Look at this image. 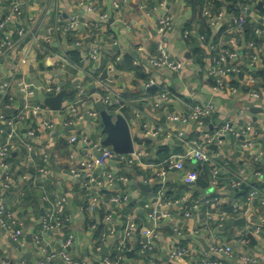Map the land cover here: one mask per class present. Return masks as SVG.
<instances>
[{"label": "crops", "instance_id": "1", "mask_svg": "<svg viewBox=\"0 0 264 264\" xmlns=\"http://www.w3.org/2000/svg\"><path fill=\"white\" fill-rule=\"evenodd\" d=\"M14 1L20 2L23 15L12 28H8L12 46L0 62V97L3 96L2 102L8 101L4 106L13 108L12 114H16L25 104L41 103L26 95L20 88L23 82H62L66 95L60 110H52L44 104L38 115L28 111L21 121L15 122L17 136L12 139L8 138L11 126L7 125V120L11 117L7 115L10 113L3 112L4 117H0V143L12 144L10 154L4 159L9 178L5 177L0 162V203L13 211L23 232V237L17 241L0 228V264H37L42 253L33 241L36 234H41L43 242L57 254L67 235L73 234L69 253L75 259L86 260L87 264H102V257L111 256L118 247L123 250L124 246L127 250L136 246L137 249L134 256L123 257L122 264H249L241 259L242 253L256 257L257 264H264V204L261 202L264 188V101L252 99L248 93L250 78L255 79V89L264 91V0H237L239 13L247 17L245 28L250 29L247 33H238L234 29L239 14L221 7L219 10L225 13L222 23L227 26L228 36L209 44L204 42L202 31L209 27L215 33L217 26L222 24L214 22L215 12L211 11L216 0H0V18L10 10ZM219 1L225 5V0ZM87 6H93L94 10H88ZM100 13H106L108 17L100 21L96 35L91 36L92 24L99 21ZM162 14L171 17L172 26L161 36L157 27ZM72 15L77 16L79 24L70 31L71 43L65 35L69 31L63 26ZM29 19L34 27L33 34L20 40L17 28L28 25ZM186 31L190 34L184 37ZM222 41L240 54V72L231 81L235 93L229 89L212 90L213 82L208 73L211 68L210 46ZM159 42L172 59L182 62L181 70H157L149 65ZM74 45L80 49L81 58L90 48H97L99 57L93 65L100 71L92 83L96 87L102 86L106 92H76L74 98L68 97V83L80 82L81 73L78 68L73 71L62 67L61 60ZM198 47L204 49V56L196 54ZM251 54H257L259 59L252 62ZM127 57L132 58V68H126ZM21 58L26 62L13 72L11 61ZM111 66H115L114 71ZM105 69L108 76L100 80ZM5 83L8 86L3 88ZM148 83L156 85V89H148ZM160 91H169L170 98L156 106L155 95ZM103 95L110 97V104H105L107 108L127 118L134 151L142 153L133 164L116 163L113 166L117 173L131 176L120 186L119 193L127 194V200L134 203L132 211L126 202L119 206L108 201L101 192L105 186L90 182L83 173L76 177L70 173L73 168L80 169V162L91 154L98 155L92 146L101 144L105 135L101 133L99 115L94 118L87 111H97L96 102ZM193 104H212L214 107V113L205 119L201 129L187 119ZM71 105H76L83 114L81 120H74L69 112ZM253 106L260 109L254 112L251 110ZM132 114L135 118H131ZM170 115L176 118L170 119ZM44 121L52 122L53 127H44ZM225 123L229 124L230 130L207 145L210 163L184 159L183 169L165 168L168 158L180 155L192 140L204 133L214 134ZM159 128L161 131L153 135ZM32 129L35 134L29 136L28 130ZM179 133H182L180 137ZM72 135L77 136L75 142H70ZM81 135L87 140H82ZM245 140H250L252 145L245 146ZM212 145L216 147L211 148ZM162 148L166 152L160 151ZM41 168L46 172H40ZM213 169H217L215 182H212ZM94 171L100 177L99 169ZM189 171L197 174L194 183L183 180ZM146 179L150 181L146 182ZM130 180L147 183L151 190L142 191L136 184H130ZM234 181L245 183L244 192L247 194L241 193L240 187H232ZM252 187L257 191L248 199ZM159 189L164 190L171 217L160 220L157 235L151 239V249L141 254L140 233H133L123 242V226L131 218L139 231L151 227L143 205L153 200ZM44 194L51 198H66L67 222L43 235ZM203 196H219L218 205H238V214L222 223L217 215L208 220L206 210L214 214L221 210L213 205L184 217L183 211L191 201ZM93 197L97 198V204L91 210L88 205ZM109 214L111 220L105 223L104 218ZM240 218H244L245 223L224 227L227 220ZM100 224L104 226L103 232L108 234L103 246L106 254L94 249V230ZM176 228L182 232L179 234ZM242 240L247 243H241ZM213 242L232 245L234 254H211L209 246ZM171 247L186 249L181 261L169 258ZM56 264L66 263L57 256Z\"/></svg>", "mask_w": 264, "mask_h": 264}, {"label": "built area", "instance_id": "2", "mask_svg": "<svg viewBox=\"0 0 264 264\" xmlns=\"http://www.w3.org/2000/svg\"><path fill=\"white\" fill-rule=\"evenodd\" d=\"M118 6L117 4H115ZM88 10H94L93 6H87ZM22 14V8L19 1H14L11 4L10 10L0 18V62H3V58H5L6 51L12 46L10 41V33L8 32V27L10 24H14L17 20L20 19ZM108 15L106 13H100L99 21L94 22L92 24V32L91 36L96 35V31L100 26V21H105ZM225 19V13L223 10H219L215 13L214 22L222 23ZM171 17L166 14H162L158 20L157 32L162 36L167 30H169L172 26ZM247 23V17L243 13H239V15L235 19L234 29L236 32H242L244 30L245 24ZM79 24L76 15H72L69 17L67 22L64 24L63 29L65 31H71L76 28ZM34 27L32 26L30 19L28 25L18 26L17 31L20 35V40H24V38L28 34H33ZM190 32L186 31L184 33V37L189 36ZM78 44V43H77ZM217 48V49H216ZM210 52L213 54L210 56L211 68L209 69V76L212 78V90L217 92L222 89H229L232 93L236 92V88L231 85V81L233 77L236 76L240 72V60H239V52L236 49H230L229 47L224 46V42H220L218 44H211ZM214 50V51H213ZM216 51V53H214ZM99 57V52L96 47L90 48L89 52H87L84 63H88L89 61H97ZM250 59L252 62H255L259 59L257 54H251ZM69 61L68 56L65 54L61 60V65L65 64ZM26 59L21 58L19 60L11 61L10 68L11 70L17 71L20 64L25 63ZM149 65L154 69H168L173 72H177L182 68V62L176 61L171 58L170 53L165 48V46L159 42L157 45V53L154 57H151L149 60ZM80 69V82L78 81L77 87L78 92L83 94L85 92L86 84L84 83V77L87 75V72L84 68ZM111 70H115V66H111ZM255 84V79L250 78L249 80V95L252 99H260L264 101V91L255 89L253 86ZM152 85V83L146 84L147 87ZM8 86L7 83L3 84L2 87L6 88ZM20 88L26 93L28 97L36 98L37 92L42 91L47 96H52L58 93L61 90L60 82H47L44 84H35V83H21ZM3 93L2 95H4ZM2 97H0V117H4L2 111ZM170 98L169 91H160V93L155 95V105L158 106L162 102L168 101ZM102 102L104 104H110V97L108 95L102 96ZM44 104L35 103L34 105L29 106L25 104L13 118L7 120V125L11 126V130L8 133V138H13L17 136L14 125L15 122L21 121L25 114L28 115V111H30L34 115H38L42 109H44ZM6 108L9 109V106L6 105ZM70 114L74 117V120H81L83 118V114L78 110L76 105H71L69 108ZM88 114L94 118L98 117V112L94 109L87 111ZM214 113V107L212 104H193L190 108V113L188 116V120L193 122L196 128L201 129L205 125V119L207 117L212 116ZM170 119H175L176 116L170 115ZM184 119V120H187ZM72 122H67L69 124ZM44 127L52 128L53 123L44 121L42 122ZM228 130H230V126L228 123H225L221 126L214 134L204 133L200 135L198 138L191 141L187 149L177 156H172L165 161V168L171 169H183L184 168V159H195L203 164L210 163L211 157L209 151L207 149V145L213 141L220 139ZM161 131V128L153 132V135H156ZM35 134V130H28V135L33 136ZM182 133L178 134L180 137ZM81 139L86 141L87 137L85 135H81ZM77 140V136L72 135L70 138V142H75ZM245 146H251L252 143L250 140H245ZM94 152L100 154L97 157L94 154H91L90 157L80 162L81 168L76 169L73 168L70 170V173L73 176H80L82 173L86 175L90 182H94L105 186L106 189L110 191L117 192V186L119 184H124L128 181V178L124 175H118L117 171L114 170V164H133L134 160H137L141 157V152H135L129 154L124 153H116L113 151L111 147H105L101 144H93L92 146ZM12 149L11 143H0V162L2 166L3 173L6 178H9V170L7 168L4 159L10 154ZM98 168L100 171V177L97 176L94 169ZM40 172H46L44 168L39 170ZM213 180L215 182V176L217 174V169L212 170ZM197 178V174L195 171H189L183 177V180L186 183L195 182ZM150 181V179L145 180ZM242 184V181H234L231 186L234 188H239ZM257 190L252 187L249 192L248 199L256 192ZM263 198L261 200L262 204H264V188L262 189ZM165 194L163 189H159L153 200L150 202L144 203V208L146 209L148 219L151 221V227L141 228L140 233V253L145 254L149 249H151V239L156 237L157 228L160 220H166L171 217V211L166 207V202L164 200ZM128 198L127 194L115 193V195L111 196L110 200L117 204H124ZM42 199L46 203V213L42 219V233L46 234L48 231H52L55 229H59L65 225L67 222V216L65 214V204L66 198L64 196H59L56 198H51L48 194H44ZM221 198L219 196H203L202 198H196L191 201V203L187 206V208L183 211L184 217H190L193 212L202 210L203 207L213 206L214 204H219ZM97 204V198L93 197L89 200V209L93 210L95 205ZM238 205L232 204L231 212L226 210H218L216 214L210 210H206V216L208 220L214 218L217 215V219L219 222H224L226 219H233L238 214ZM233 217V218H232ZM111 220V215H106L104 218L105 223H109ZM0 228L4 231L8 232L9 235L14 239L19 241L20 238L23 237V232L21 228V223L14 216L12 210H10L4 203H0ZM136 224L131 219L128 218L125 225L123 226V242L127 240L136 230ZM177 232L180 234L182 231L179 228H176ZM108 234L107 232H102L100 237L94 243V249L96 252H100L103 246L106 245ZM147 241H144V239ZM34 244L38 248V250L42 253V257L39 258L37 264H56V258L59 256L63 262L66 264H87L86 260H78L73 258L69 250L73 245L74 236L73 234L67 235V237L62 242L61 250L57 254L53 250L48 248V245L43 242V237L41 234H36L34 236ZM241 243H247L246 240H242ZM117 249H121L118 247ZM209 250L213 255L223 254L225 256H231L234 254V247L228 244H220L217 242H213L209 246ZM186 253V249L184 247H171L169 251V258L178 262L181 261L184 254ZM123 255L117 253L113 257L105 255L102 257V264H122ZM241 259L248 262L249 264H257L258 259L256 257L250 256L246 253L241 254ZM207 264H212L208 262Z\"/></svg>", "mask_w": 264, "mask_h": 264}, {"label": "trees", "instance_id": "3", "mask_svg": "<svg viewBox=\"0 0 264 264\" xmlns=\"http://www.w3.org/2000/svg\"><path fill=\"white\" fill-rule=\"evenodd\" d=\"M236 2H237V0H225V5H224V3L222 1L216 0L213 3L214 6H213V9L211 11L216 13V12L219 11V9L221 7H224L229 12H233L235 14H239V8L237 7ZM21 15H23V14H21ZM21 17L22 16H20V18ZM10 27L12 28L13 24H10L8 28H10ZM226 28H227V26L224 23H222L220 26H217V29H216L215 33H213L212 30L209 27L206 28L204 31H202L203 32V37H204V42L205 43L207 42V44H209L210 42H217L221 37L223 39H225V37L228 36V34L226 33ZM243 31H244V33H247V32L250 31V29L248 27H246V28L244 27ZM70 33L71 32L69 30V32H66L65 35H66L67 41L72 43L73 40H72L71 37H69ZM224 46L228 47L226 42H224ZM49 47L53 48V45H49ZM203 50L204 49L202 47H198V48H196L195 52L198 55H203L204 56ZM87 52H89V50ZM87 52H86V54H87ZM66 53H67V56L69 58V61L66 62L65 64H63L62 67L66 68V69L67 68L68 69H73V71H78L79 68L82 67L87 72V75H85V77H84V83L86 84L85 92H102V93L106 92L105 89L102 88V86H97L94 89H90L89 88V85L92 84V82L96 78H98V72L100 70H99L98 66L93 65L94 62H92V61H89L88 65L84 66V58H85L86 54L84 56H82V58H81L80 49H78L77 45H74L72 47V49L68 50ZM214 53H216V51ZM211 54H213V53L209 52V58H210ZM126 60H127L126 68H132V66H133L132 58L127 57ZM116 63L119 66V63H118L117 60H116ZM77 68H78V70H77ZM262 74H264V71H262ZM67 87L70 89V91H68V97L70 99L74 98L75 93L78 92L77 85L73 86V84L69 82ZM3 102L4 103H3V106H2V111L5 112L6 107L4 105L7 104L8 101L6 99ZM121 109L123 111H126V108H124V107H122ZM14 115L15 114L10 113L7 116L9 118L10 117L12 118V117H14ZM160 151L166 152V150L163 149V148ZM118 175H123V174H121V172H120V174L118 173ZM127 178L129 180V178H131V176H127ZM121 185H122V183L119 184V187L117 188L118 189L117 192L110 191V190L106 189L105 187L103 189L101 188L102 189L101 192H103V194L105 195V198L108 199V201H111L110 200L111 196H113V195H115V193L119 192V190H120L119 188H121L120 187ZM252 185H254V184H252ZM244 193H246V192H244ZM126 203L129 206L128 207L129 210L132 211V209L134 207V203L132 201H129V200H127ZM214 205H217V206H215V209H218L217 207H221V210H226L228 212H231V209H232V204H229V205H227V204H222V205L214 204ZM103 230H104V226L101 225V224L99 226H97V228L94 230V237H95L96 240L100 237V235L103 232ZM138 232H139V228H136L134 233H138ZM251 241L253 243V240H251ZM136 249H137V246L135 247V249L131 248L129 250H127V247L124 246L123 250L122 249H116L110 257H113L114 255L119 253V254L123 255L124 257L126 256L127 258H129V257L134 256Z\"/></svg>", "mask_w": 264, "mask_h": 264}, {"label": "water", "instance_id": "4", "mask_svg": "<svg viewBox=\"0 0 264 264\" xmlns=\"http://www.w3.org/2000/svg\"><path fill=\"white\" fill-rule=\"evenodd\" d=\"M262 3V2H261ZM108 76V70L105 69L102 71L100 75V80L106 79ZM78 83V80H75L73 82V86H76ZM61 90L52 96H47L42 91H38V94L36 95V98L46 106H48L52 110H60L63 106V99L66 95V91L64 88V84L60 82ZM96 86L95 84H90L89 88L94 89ZM148 89L153 90L156 89V85H152L148 87ZM96 109L98 111L100 123L102 125L101 133L104 134V138L101 142V144L105 147H111L113 151L116 153H124L129 154L134 151V145H133V138L130 130V126L128 123L127 118L122 113H116L112 111L110 108H107L105 104L98 100L96 102ZM260 108L253 106L251 108L252 111L257 112ZM14 111L13 108L6 109L5 112L12 113ZM131 118H135L134 114L131 115ZM228 138L229 136L226 135ZM183 138H186L184 136ZM243 138V136H241ZM177 142H181V140H177ZM215 145H212L211 148H215ZM98 157L100 154L97 155ZM130 184H136L138 188L142 191H150L151 186L144 182H134L133 180H130ZM194 183V182H192ZM246 189V184L242 183L240 186V192L243 193ZM239 223H245L244 218H240L237 220H227L224 224V227L232 226L233 224H239ZM243 234H246V231L243 232ZM248 236H251V234L247 233ZM30 239V237H29ZM144 241H147L145 238ZM200 241L204 244L205 248L208 249V246H206L205 242L200 239ZM101 252L103 254H106V249L102 248Z\"/></svg>", "mask_w": 264, "mask_h": 264}]
</instances>
